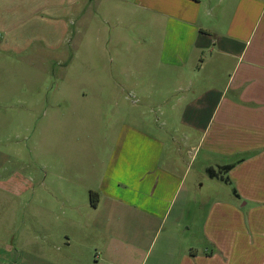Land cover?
Here are the masks:
<instances>
[{
	"label": "crops",
	"instance_id": "1",
	"mask_svg": "<svg viewBox=\"0 0 264 264\" xmlns=\"http://www.w3.org/2000/svg\"><path fill=\"white\" fill-rule=\"evenodd\" d=\"M82 1L58 0L61 37L67 19L81 18ZM106 2L119 12V26L132 6L133 13L152 19L150 25L164 28L149 39L153 53L145 54L154 67L141 70L143 80L122 85L145 104L135 120L153 121L155 128L123 122L122 146L109 153L120 164L113 166L111 157L99 182L87 187L94 203L89 198L82 217L70 221L86 250L85 258L73 256L72 264H257V252L264 255V0ZM47 3L0 0L1 52L24 51V36L13 30L35 8H49ZM89 3L98 6V0ZM131 139L137 146L129 147ZM199 157L198 171L207 173L209 182L186 186L189 166ZM226 166L231 167L226 171ZM210 180L227 184L233 200L213 201L201 223H194L187 204L210 198ZM218 193L214 198H224ZM248 215L250 224L243 226ZM51 237L57 251L71 247L67 233L43 240ZM8 255L5 264L18 257Z\"/></svg>",
	"mask_w": 264,
	"mask_h": 264
},
{
	"label": "rangeland",
	"instance_id": "2",
	"mask_svg": "<svg viewBox=\"0 0 264 264\" xmlns=\"http://www.w3.org/2000/svg\"><path fill=\"white\" fill-rule=\"evenodd\" d=\"M57 2L48 0L49 8H35L24 25L14 28L15 35L24 36V51H0V264L8 254L18 257L7 264H45L41 257L52 264H72L73 256L83 260L86 250L70 221L82 217L79 212L90 198L87 187L99 182L104 165L111 162L109 153L122 144L123 122L151 132L155 128L153 121L135 120L138 106L145 104L135 102L140 97L128 96L122 85L143 80L141 70L154 67L145 54L153 53L149 39L163 26L150 25L152 19L133 13L132 6L119 26V12L109 10L106 0L95 7L83 0L81 18L67 19L61 37ZM166 86L169 90V82ZM133 146L137 141L131 139ZM199 160L190 164L186 186L209 182L207 173L198 171ZM112 161L118 163L116 156ZM210 187V198H192L187 204L194 223H201L213 201L233 200L227 184L210 180ZM202 190L207 192V186ZM216 190L224 198H214ZM244 224L249 226V215ZM61 232L72 238L70 248L57 251L52 237L43 240ZM7 245L18 252L10 254ZM260 254L257 264H264Z\"/></svg>",
	"mask_w": 264,
	"mask_h": 264
},
{
	"label": "trees",
	"instance_id": "3",
	"mask_svg": "<svg viewBox=\"0 0 264 264\" xmlns=\"http://www.w3.org/2000/svg\"><path fill=\"white\" fill-rule=\"evenodd\" d=\"M231 166H226L224 169H226V171L230 168ZM210 173V175L212 176V174H213V172L211 171V172H209ZM90 198H91V201L94 203V200H93V194L91 193V195H90Z\"/></svg>",
	"mask_w": 264,
	"mask_h": 264
}]
</instances>
